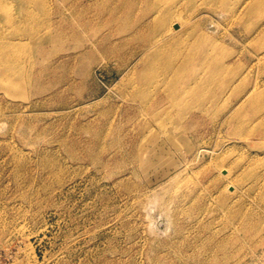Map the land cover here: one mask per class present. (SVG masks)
<instances>
[{
    "label": "rangeland",
    "instance_id": "374dc122",
    "mask_svg": "<svg viewBox=\"0 0 264 264\" xmlns=\"http://www.w3.org/2000/svg\"><path fill=\"white\" fill-rule=\"evenodd\" d=\"M0 9V264H264V0Z\"/></svg>",
    "mask_w": 264,
    "mask_h": 264
},
{
    "label": "bare ground",
    "instance_id": "6f19581e",
    "mask_svg": "<svg viewBox=\"0 0 264 264\" xmlns=\"http://www.w3.org/2000/svg\"><path fill=\"white\" fill-rule=\"evenodd\" d=\"M1 12V9H0ZM14 45L12 42H2L0 44V80H8L12 79L11 72L9 70V64L12 62L11 59L12 51L14 49ZM1 69H5V72L2 73Z\"/></svg>",
    "mask_w": 264,
    "mask_h": 264
}]
</instances>
